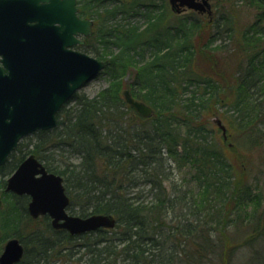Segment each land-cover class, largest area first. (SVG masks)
Listing matches in <instances>:
<instances>
[{
	"label": "trees",
	"instance_id": "16d2710c",
	"mask_svg": "<svg viewBox=\"0 0 264 264\" xmlns=\"http://www.w3.org/2000/svg\"><path fill=\"white\" fill-rule=\"evenodd\" d=\"M248 3L259 12L242 32L240 60L225 84L250 136L255 122H264L256 96H264V0ZM78 5L79 14L95 22L81 50L109 60L102 73L108 84L92 97L75 94L60 109L55 128L22 139L0 166V252L16 237L24 247L19 264H231L233 239L224 233L221 244L222 232L213 234L234 213V224L258 233L242 249L243 264H264V243L248 247L264 237L261 195L252 184L235 182L232 164L203 123L201 115L219 99L220 87L194 69L196 34L209 24L203 54L228 50L222 43L234 32L230 17L170 21L174 15L166 0H78ZM138 17L142 26L130 21ZM126 88L153 109L150 117L125 103ZM29 154L63 178L69 214L112 215L114 228L70 236L53 229L48 216L32 219L28 197L4 191L5 177ZM174 169H186L190 179L172 180ZM258 221L263 227H256Z\"/></svg>",
	"mask_w": 264,
	"mask_h": 264
},
{
	"label": "water",
	"instance_id": "95a60500",
	"mask_svg": "<svg viewBox=\"0 0 264 264\" xmlns=\"http://www.w3.org/2000/svg\"><path fill=\"white\" fill-rule=\"evenodd\" d=\"M168 2L177 13L185 8L211 14L209 0ZM77 10L76 0H0V166L23 137L56 127L61 107L109 65L108 60L73 49L83 44L77 36L90 35L93 24L79 18ZM123 95L140 116L153 112L128 91ZM5 191L28 195L30 217L48 215L54 229L66 230L71 236L115 226L111 215H69L62 177L47 172L33 155L6 180ZM23 253L18 239H8L0 264H17Z\"/></svg>",
	"mask_w": 264,
	"mask_h": 264
},
{
	"label": "rangeland",
	"instance_id": "374dc122",
	"mask_svg": "<svg viewBox=\"0 0 264 264\" xmlns=\"http://www.w3.org/2000/svg\"><path fill=\"white\" fill-rule=\"evenodd\" d=\"M168 8L170 10L168 0H166ZM212 14L208 15L207 13L198 14L192 10H186L181 14L173 13V17H170V21H175L177 18L186 17L188 15L195 16L200 23H212L219 18L220 16L230 17V21L233 23L234 32L232 37H226L224 39L218 40L214 43L211 50L215 45H219V42H222V45L225 46L228 50L216 49V51H204L202 48L206 40L209 37L210 25H204L201 30L196 34L194 43H195V62L194 69L203 77H210L212 80L216 81L219 85V99L211 100L212 103L209 105V109L203 111L201 119L205 126L212 131L211 135L213 136V141L218 144L219 147L223 149L225 156L228 158L229 162L232 164L233 173L235 176V182H240L242 184L250 183L254 188V193H259L262 198L261 209L264 210V122L257 121L255 132L252 135L247 136L246 132L251 128H244L241 123L240 113L236 111L233 106V98L229 96L228 87L225 82L231 80L232 73L235 72V67L237 62L240 60L239 54L237 55L236 50L238 46L242 44V32L246 27L253 23L256 19V15L259 12L257 8L248 3V0H210ZM79 6V5H78ZM131 22L138 23L142 26L143 19L140 17L130 19ZM95 25V22H94ZM261 45L264 46V39L261 40ZM206 48V47H205ZM202 50V51H201ZM210 55V56H208ZM92 56V55H91ZM234 83V82H233ZM108 81L106 76H98L93 81L89 82L87 85L82 87L77 95L85 94L87 97L94 96L98 91L106 87ZM233 85V84H232ZM231 85V86H232ZM231 89V87H229ZM127 89V88H126ZM188 93L182 98H186ZM262 95V94H261ZM257 101H260L262 107H264V96L258 95ZM263 99V100H262ZM70 105H74L72 102ZM264 111V109H263ZM264 117V115L262 116ZM220 122V125L216 121ZM246 119L242 122L244 123ZM220 126L224 128V133L221 130ZM252 126V128L254 127ZM182 131L184 129L182 128ZM7 177H5L6 179ZM190 179L189 174H187L186 169H181L180 171L174 169L171 175V179L174 181H182V179ZM190 187L194 186L193 182L188 183ZM145 189H148L147 187ZM233 208V202L230 205ZM248 211L250 207H247ZM233 212V211H232ZM234 213L231 215L230 222L224 230H220L217 233H214L213 236L217 237L220 235L219 241L222 244V237L224 233L230 236L233 239V242H230L232 251L230 252V261L231 264H243L246 259L242 255V249L248 243L249 238L258 233L247 232L244 228V224H234ZM260 221L264 222V213ZM262 223L257 222L256 227H263ZM257 229V228H256ZM259 230V229H258ZM217 242V241H216ZM264 243V237L259 238V236L254 239L253 246H248L251 249H258L261 244ZM223 252V251H222ZM252 254V252H247V255ZM228 260V262L230 263ZM221 262V261H220ZM53 264H62L60 261H57ZM224 264H227L225 261Z\"/></svg>",
	"mask_w": 264,
	"mask_h": 264
},
{
	"label": "flooded vegetation",
	"instance_id": "af4514ba",
	"mask_svg": "<svg viewBox=\"0 0 264 264\" xmlns=\"http://www.w3.org/2000/svg\"><path fill=\"white\" fill-rule=\"evenodd\" d=\"M29 199V198H28Z\"/></svg>",
	"mask_w": 264,
	"mask_h": 264
}]
</instances>
